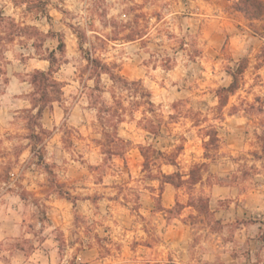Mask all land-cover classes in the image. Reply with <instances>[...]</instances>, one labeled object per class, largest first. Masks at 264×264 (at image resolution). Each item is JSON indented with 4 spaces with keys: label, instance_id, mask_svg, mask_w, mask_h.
<instances>
[{
    "label": "clouds",
    "instance_id": "clouds-1",
    "mask_svg": "<svg viewBox=\"0 0 264 264\" xmlns=\"http://www.w3.org/2000/svg\"><path fill=\"white\" fill-rule=\"evenodd\" d=\"M0 264H264V0H0Z\"/></svg>",
    "mask_w": 264,
    "mask_h": 264
}]
</instances>
